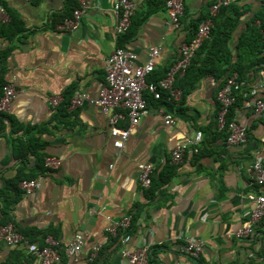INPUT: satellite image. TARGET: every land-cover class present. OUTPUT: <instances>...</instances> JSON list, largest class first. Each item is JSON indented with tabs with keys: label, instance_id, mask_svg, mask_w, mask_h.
Instances as JSON below:
<instances>
[{
	"label": "crops",
	"instance_id": "obj_1",
	"mask_svg": "<svg viewBox=\"0 0 264 264\" xmlns=\"http://www.w3.org/2000/svg\"><path fill=\"white\" fill-rule=\"evenodd\" d=\"M131 1L136 8L133 24L118 37L114 0H91L88 15L74 33L61 26L79 0H0V84L13 82L17 90L0 129V226L9 220L29 243L39 246L46 235L66 246L76 234L85 233L79 260L64 256L62 264H127L121 256V237L117 246L107 233V218L117 222L134 211L129 247H149L154 254L150 264H264V220L241 240L226 238L249 225L250 197L264 194L250 180L252 166L257 161L264 164V118L254 111L256 101L264 100V63L248 71L244 98L228 115L246 128L243 145L226 144L227 133L218 128L217 101L227 75L219 70L229 72L239 57L252 62L264 57V50L250 54L247 46L249 29L261 25L252 20L264 11V0H231L243 14L228 40V57L214 71L207 70L186 95L175 86L181 92L179 101H152L120 151L114 147L108 118L88 104L70 109L69 100L81 94L98 96L106 82L107 59L119 47L134 53L138 65L146 63L152 48H159L150 78L165 77L180 58L182 45L195 37L190 39L193 23L210 14L216 0H184L179 28L169 23L167 0ZM13 17L23 29L10 40L3 28ZM203 58L195 68L203 65ZM52 97L63 99L55 109ZM160 108L173 115L175 125L165 124ZM198 132L203 135L200 153H189L174 164L176 146ZM41 158L48 170L35 178L40 187L32 194L22 191L8 206L6 199L14 195L9 186L38 171ZM51 158L62 165L47 167ZM141 163L153 165L159 173L173 166L175 173L149 194L139 182ZM99 208L103 215H94ZM184 236L204 242L199 261L180 252L179 238ZM97 245L102 251L90 263ZM0 264L40 263L27 245L0 242Z\"/></svg>",
	"mask_w": 264,
	"mask_h": 264
},
{
	"label": "built area",
	"instance_id": "obj_2",
	"mask_svg": "<svg viewBox=\"0 0 264 264\" xmlns=\"http://www.w3.org/2000/svg\"><path fill=\"white\" fill-rule=\"evenodd\" d=\"M79 5L74 9L72 17L65 20L61 29L70 33L76 32L83 19L91 8V0H79ZM231 5V0H216L210 9L209 18L205 19L198 28V32L192 41L183 44L178 61L167 71L165 77L157 82H149L148 78L155 72L157 61L160 58V49L155 47L150 50L148 60L143 65L137 64V56L124 48H117L106 62V82L98 96L81 94L70 100L69 108L78 109L85 105H92L108 118L110 136L113 138L114 147L123 151L131 134L138 127L140 121L149 113V103L146 93L155 100L166 99L173 104L180 100L181 92L175 87L178 79L185 76L191 66L197 52L203 44L212 38L214 28L212 17H215L223 7ZM113 11L118 18L116 33L118 37L125 35L133 24L136 13L135 5L131 0H114ZM166 11L171 27L179 28L185 12L184 0H167ZM3 12V9H1ZM264 44V32L262 33ZM238 73L228 77L217 94L219 104L218 128L227 133L226 144L229 147H238L246 143L248 139L246 128L236 120H228L231 108L237 102L235 90L245 87L244 82L238 81ZM17 90L13 82L3 88V96L0 99V113L8 114L16 96ZM166 96V97H165ZM62 98L52 97L50 104L53 109L60 106ZM254 111L258 118H264V100L256 101ZM167 126L175 125L172 114L159 109ZM203 135L201 132L179 143L172 153L174 164L181 163L187 154H198L202 149ZM62 165L59 159L51 158L46 161V166L58 169ZM139 169V182L144 190H149L152 185L154 167L151 164L141 163ZM250 180L253 185L264 189V164L257 161L250 171ZM40 187L39 181L24 180L20 183L21 190L26 194H32ZM253 207L249 213V225L234 233L226 235L228 240H241L252 233V227L264 220V194L250 197ZM94 215L102 216L103 209H95ZM134 218V211L125 215L120 221L107 220L111 223L107 233L111 237L121 235V256L127 264H150V249L140 246L132 249L129 247L131 235L129 230ZM181 241L180 252L194 261H199L204 253L205 244L202 240L191 236L179 238ZM0 242L11 247L27 245L29 253L40 264H62L63 256L79 260L86 244V234L78 233L68 245L61 244L57 239L47 237L43 246L31 244L28 239L12 224L0 226ZM102 245L95 246L89 256L88 262L97 261L102 251Z\"/></svg>",
	"mask_w": 264,
	"mask_h": 264
},
{
	"label": "trees",
	"instance_id": "obj_3",
	"mask_svg": "<svg viewBox=\"0 0 264 264\" xmlns=\"http://www.w3.org/2000/svg\"><path fill=\"white\" fill-rule=\"evenodd\" d=\"M242 14H243L242 10H240L235 5L231 4L228 7H223L215 17H212V20L214 22V28L211 32L212 38L210 40H207L203 44V46L197 52L191 66L187 70L185 76L178 79L176 84H175L176 87H180V86L182 87L183 95H186L187 93H189L196 86V84L200 80V78L207 74V70L210 71L213 69V71H214V67H217L218 62L220 63V62L224 61L225 58L228 57V55H229V52L227 49L228 40L231 37V34L237 28ZM209 17H211L210 14H208L203 19H200V20L195 21L193 23V26H192L193 29L191 32L190 39L193 36H195V34L198 32L199 25L205 19H207ZM256 20H260L261 25L258 28L253 27V28L249 29V35L247 38L248 39L247 40V46H248L249 51L251 52L250 54H255L257 52L262 53L264 50L263 37H262V33L264 32V11H262L258 15H256L254 17V19L252 20V23H254ZM22 29L23 28H22V25L20 24L19 20L16 19L15 17H13L11 19L10 23L3 28V33L7 38H9L10 40H13L14 36L16 34H18ZM201 56H204L203 65H201L200 68H195V64L201 58ZM250 60H246L243 57H239L238 62L236 63V65L233 68H231L229 70V72H226L224 70H222V71L219 70V74L225 75V73H227V75L225 77V80H226L233 73H238V75H239L238 81L245 83L246 79H247V73L251 69L253 64L258 65L259 63L260 64L264 63V57L261 60H257L254 62H252ZM217 70L218 69H216L215 71H217ZM148 81L149 82H157L159 80H152L149 77ZM4 86H6V82H2L0 84V89H1L0 99L3 96ZM245 92H246L245 87L241 88L239 90H235V94L237 96V103L243 100ZM146 98L148 100L149 105L152 101H157L148 93H146ZM164 101H166V100L163 99V100L158 101V102H164ZM69 104H70V100L68 102V107H69ZM3 115H5V114L0 113V116H1L0 117V129L1 130L4 126ZM230 119L231 118H229V116H228V120H230ZM31 145L32 144L30 141L28 143V148L30 150H32ZM36 154L38 156V152H36ZM37 167H38L37 168L38 171L33 172L30 175H26L25 177H19L11 185V187L9 186V188H11V190L14 192V195L11 198L6 199V203L8 206H10L14 202H16L18 200L19 196H21L22 190L18 186L20 185V183L22 181L35 179L38 174L41 173V175H43L48 170L45 167V160L43 158L38 159ZM174 169H175V167L169 166L160 173L157 170L154 171L152 174V185H151V188L148 190L149 194H155V192L159 188H161L163 185H165L171 179V177L174 175V173H175ZM2 224L3 225L9 224V220L8 221L3 220ZM122 234H123V232L121 231L119 233L118 237H113L112 244H116L117 246H119L120 237ZM24 236L27 238L26 235H24ZM47 237H48L47 235L43 237L44 238L43 244H44L45 238H47ZM43 244H42V246H43ZM153 256H154V254L152 252H150V256H149L150 263L152 262Z\"/></svg>",
	"mask_w": 264,
	"mask_h": 264
}]
</instances>
